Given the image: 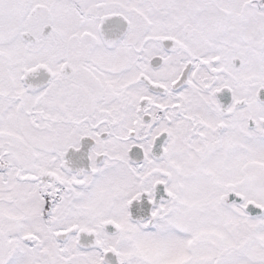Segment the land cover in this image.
I'll return each instance as SVG.
<instances>
[{"label": "snow or ice", "instance_id": "1", "mask_svg": "<svg viewBox=\"0 0 264 264\" xmlns=\"http://www.w3.org/2000/svg\"><path fill=\"white\" fill-rule=\"evenodd\" d=\"M0 264H264V0H0Z\"/></svg>", "mask_w": 264, "mask_h": 264}]
</instances>
